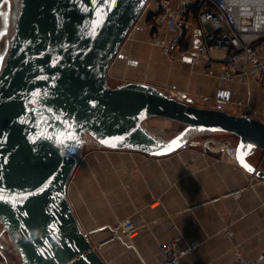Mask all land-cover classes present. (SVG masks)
I'll return each instance as SVG.
<instances>
[{"label": "water", "instance_id": "1", "mask_svg": "<svg viewBox=\"0 0 264 264\" xmlns=\"http://www.w3.org/2000/svg\"><path fill=\"white\" fill-rule=\"evenodd\" d=\"M148 2L20 0L0 53V226L19 264H107L68 199L86 144L166 157L189 146L192 133H225L236 138L235 162L264 180L261 163L250 162L264 159V121L147 83L109 84L111 64ZM149 118L183 129L166 140L144 126Z\"/></svg>", "mask_w": 264, "mask_h": 264}, {"label": "crops", "instance_id": "2", "mask_svg": "<svg viewBox=\"0 0 264 264\" xmlns=\"http://www.w3.org/2000/svg\"><path fill=\"white\" fill-rule=\"evenodd\" d=\"M173 36L165 29L157 35L141 16L111 64L113 87L147 83L173 96L185 93L199 107L222 104L264 121V86L245 77L222 84L226 53L220 49L211 52L212 64L193 63L201 39L182 41L179 51L166 54L163 45ZM239 100L248 109L237 107ZM212 134L166 157L100 148L81 154L68 199L107 264H158L159 245L174 238L189 249L181 264H230L237 253L264 264V180L231 159L234 136ZM262 157L250 162L264 169ZM127 219L139 227L134 236L113 230ZM4 255L20 263L0 226V264H8Z\"/></svg>", "mask_w": 264, "mask_h": 264}, {"label": "built area", "instance_id": "3", "mask_svg": "<svg viewBox=\"0 0 264 264\" xmlns=\"http://www.w3.org/2000/svg\"><path fill=\"white\" fill-rule=\"evenodd\" d=\"M257 1L237 4L232 0H157V14L151 26L156 34L164 29L174 33L163 45V51L169 55L180 50L182 41L201 39L192 60L195 64L203 61L212 64L211 52L223 50L226 57L219 72L222 84L229 85L236 78L245 77L252 85L264 86V8L261 6L263 0ZM236 106L249 107L243 100H239ZM216 109L223 110V105L218 104ZM229 154L234 160V146L229 149ZM113 230L118 235L134 236L139 227L127 219ZM188 250L180 246L179 238L162 243L158 264H181ZM230 264L256 262L237 253Z\"/></svg>", "mask_w": 264, "mask_h": 264}, {"label": "rangeland", "instance_id": "4", "mask_svg": "<svg viewBox=\"0 0 264 264\" xmlns=\"http://www.w3.org/2000/svg\"><path fill=\"white\" fill-rule=\"evenodd\" d=\"M10 1L12 2V4H11V6H8L6 3L7 0H0V13H2V16H0V34L6 33L7 21H10V24H11L8 36L7 37L4 36L3 39L0 41V53H3V51L6 48L7 40H9V38L13 34V24L16 21V17L18 15L19 8H20V0H10ZM157 7H158L157 0H149L147 7L145 9V13H143V15L144 14L147 15V12H148V10H150V8L156 9ZM152 21H153V19L151 21H148L150 26L152 24ZM117 81L118 80L113 79V77L109 78V84L111 86H114L113 84H116ZM161 90H163V89H161ZM144 126L148 130H150L151 132L156 134L157 136H159L163 139H166V140L171 139L172 137L176 136L183 129L182 125L175 123V122H172V121H169V120L161 119V118H149L145 121ZM212 136H213V134H211V133H194V134L192 133V135L190 137V141L193 143L191 145L193 146L194 143L196 144V142H198V141L200 142L201 140L212 137ZM95 148H96V146L93 144H86L83 147L81 153L84 154V153H87L89 151H94Z\"/></svg>", "mask_w": 264, "mask_h": 264}, {"label": "bare ground", "instance_id": "5", "mask_svg": "<svg viewBox=\"0 0 264 264\" xmlns=\"http://www.w3.org/2000/svg\"><path fill=\"white\" fill-rule=\"evenodd\" d=\"M234 3H237V4H249L250 3V1H252V0H232ZM256 2H258L257 0H255ZM261 2V0L259 1V3ZM261 6H263V8H264V0L261 2Z\"/></svg>", "mask_w": 264, "mask_h": 264}, {"label": "snow or ice", "instance_id": "6", "mask_svg": "<svg viewBox=\"0 0 264 264\" xmlns=\"http://www.w3.org/2000/svg\"><path fill=\"white\" fill-rule=\"evenodd\" d=\"M105 2H106V0H101L102 4L105 3ZM116 2H117V0H111V3H113V4H115ZM0 16H2V13H0ZM92 31L95 33V31H96V27L95 26L93 27ZM0 63H2V58H0ZM249 171H252V170L249 169Z\"/></svg>", "mask_w": 264, "mask_h": 264}, {"label": "trees", "instance_id": "7", "mask_svg": "<svg viewBox=\"0 0 264 264\" xmlns=\"http://www.w3.org/2000/svg\"><path fill=\"white\" fill-rule=\"evenodd\" d=\"M157 12L151 11L148 15L147 21H151L156 16Z\"/></svg>", "mask_w": 264, "mask_h": 264}]
</instances>
